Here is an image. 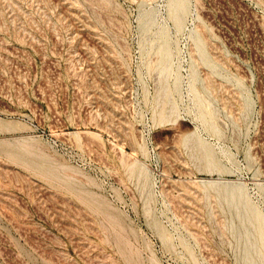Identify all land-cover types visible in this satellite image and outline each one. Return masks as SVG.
<instances>
[{
    "label": "rangeland",
    "instance_id": "obj_1",
    "mask_svg": "<svg viewBox=\"0 0 264 264\" xmlns=\"http://www.w3.org/2000/svg\"><path fill=\"white\" fill-rule=\"evenodd\" d=\"M0 264H264V0H0Z\"/></svg>",
    "mask_w": 264,
    "mask_h": 264
}]
</instances>
